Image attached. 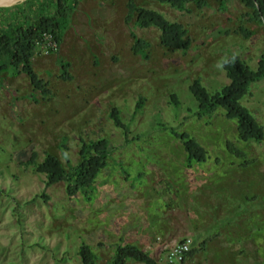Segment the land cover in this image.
<instances>
[{
    "label": "rangeland",
    "instance_id": "1",
    "mask_svg": "<svg viewBox=\"0 0 264 264\" xmlns=\"http://www.w3.org/2000/svg\"><path fill=\"white\" fill-rule=\"evenodd\" d=\"M134 1L181 23L188 48H169L157 26H138L130 0H79L59 50L40 45L34 55L46 92L23 72L0 75V264H84L82 243L95 264H112L121 242L163 263L165 245L185 236L196 241L187 264H264V140L240 141L221 107L200 115L191 90L195 81L209 93L228 85L223 62L234 56L257 69L264 18L242 0L184 8ZM54 2L0 7V21L53 12ZM138 38L148 43L144 52L134 50ZM242 103L264 128V79ZM175 131L196 138L207 160L189 163ZM100 139L108 142V165L88 194L69 196L65 181L47 185L30 164L51 153L69 168L80 163L84 143ZM231 216L237 224L220 227ZM206 230L214 236L208 250L198 240Z\"/></svg>",
    "mask_w": 264,
    "mask_h": 264
},
{
    "label": "trees",
    "instance_id": "2",
    "mask_svg": "<svg viewBox=\"0 0 264 264\" xmlns=\"http://www.w3.org/2000/svg\"><path fill=\"white\" fill-rule=\"evenodd\" d=\"M160 1L178 8H184L187 3L191 2H196L199 5L204 3L203 0ZM242 1L248 7L254 8L257 17L264 18V0ZM78 2L79 0H55L53 12H45L43 10L40 14L33 18H27L23 22H18L14 17L5 23L0 21V75L5 71L13 74L23 72L28 75L34 88L46 92L44 80L38 76L33 67L34 55L40 46L39 43L43 40L45 32L52 33L60 44L62 30L67 26L74 6ZM41 5L44 7L46 4L42 3ZM129 5L131 13L136 12L138 26H157L161 30V41L165 46L172 49L186 50L188 48L187 31L181 23L168 20L155 9L139 6L134 0H130ZM147 46L148 43L146 41L138 38L135 42L134 50L144 52ZM223 66L230 78V83L221 90L209 93L199 81H195L191 85V90L199 103L200 115L212 116L221 107L225 111L227 118L236 121L240 141H263L264 128L249 108L242 103V99L248 93L252 83L264 79V54L257 69L251 68L238 56L225 60ZM63 68L65 71L66 64H63ZM141 100L143 101L142 98ZM141 103L139 102V108L141 107ZM113 118L118 126L126 128V124L120 119L117 110H114ZM175 133L185 142L189 163H202L207 160V150L196 138L188 133H179L177 131ZM229 148L235 155L242 153L239 148L233 149L231 144H229ZM109 155L110 151L107 140L100 139L89 144L84 143L81 150L82 158L80 163L70 165L69 168H66L63 162L51 153H47L41 162H37L35 157H32L29 161L38 172L46 175L47 185L50 186L57 182L65 181L67 183L66 189L68 195L74 196L78 192L88 194L94 190L97 178L108 165ZM234 223L236 222H234V218L231 216L220 227H225L228 231L232 229ZM203 233L204 236L202 237L204 239H200L198 236L199 244L205 250H208V242L214 236H212V232H208L207 230ZM236 239L234 240L236 241ZM234 240H231V243ZM195 242L194 239V244ZM194 244L188 254V261L194 255V248L196 247ZM79 254L84 264H95L96 254L88 243L81 244ZM231 255H233L232 252ZM130 259L144 264H163L153 257L150 252L137 244L119 243L116 247L112 264H126Z\"/></svg>",
    "mask_w": 264,
    "mask_h": 264
},
{
    "label": "built area",
    "instance_id": "3",
    "mask_svg": "<svg viewBox=\"0 0 264 264\" xmlns=\"http://www.w3.org/2000/svg\"><path fill=\"white\" fill-rule=\"evenodd\" d=\"M40 45H43L47 50L51 49L54 52L59 50L60 44L52 33L45 32ZM194 239L192 236H185L180 240H175L173 243L165 245V258L163 264H187L188 254L192 249Z\"/></svg>",
    "mask_w": 264,
    "mask_h": 264
},
{
    "label": "water",
    "instance_id": "4",
    "mask_svg": "<svg viewBox=\"0 0 264 264\" xmlns=\"http://www.w3.org/2000/svg\"><path fill=\"white\" fill-rule=\"evenodd\" d=\"M20 0H0V7H11Z\"/></svg>",
    "mask_w": 264,
    "mask_h": 264
}]
</instances>
